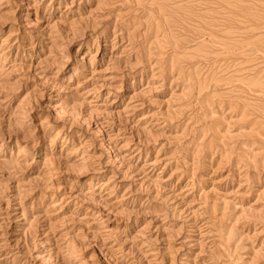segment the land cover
<instances>
[{"label":"rangeland","instance_id":"1","mask_svg":"<svg viewBox=\"0 0 264 264\" xmlns=\"http://www.w3.org/2000/svg\"><path fill=\"white\" fill-rule=\"evenodd\" d=\"M0 264H264V0H0Z\"/></svg>","mask_w":264,"mask_h":264}]
</instances>
